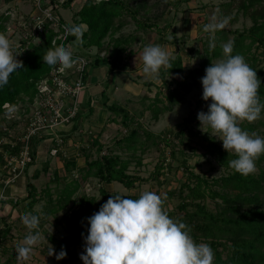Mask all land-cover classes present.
Masks as SVG:
<instances>
[{
  "label": "trees",
  "instance_id": "16d2710c",
  "mask_svg": "<svg viewBox=\"0 0 264 264\" xmlns=\"http://www.w3.org/2000/svg\"><path fill=\"white\" fill-rule=\"evenodd\" d=\"M234 1H226L223 5L229 8L233 6ZM72 2L73 0H64L62 3L68 7ZM139 8L133 9L127 0H81L80 8L75 12L73 18L76 24L82 26L83 43L76 41L75 37L71 34H69L67 42L74 49L73 54L75 57L78 54L84 55L82 53L84 49L95 50L92 58L89 55H85L90 60L84 72L85 87L89 78L88 76L91 75L90 70L94 65L98 66L100 63L106 62L110 65V73L116 70H128V61L124 65L125 67H121L120 61L125 58L123 53L126 45L130 44L136 37L115 38V42L113 41V44H115L114 52L109 54L112 57L108 55L103 56L101 51L109 49L112 36H115L114 34L126 24L123 17L125 13L132 15L139 27H149L157 24L155 22L146 24L138 19ZM237 10H241L245 15L250 17L252 21L251 26L233 31L232 29L228 30L224 28L217 31L214 37L209 34L203 39L206 46L204 51L206 58L201 62V65L190 68L185 73L184 58L180 53H177L170 60V66L161 70V78H165L167 74L177 75L180 78L178 84L187 90L192 88L193 83L202 84L201 77L205 75L206 67L215 60L224 58L221 44L230 39L229 33H234V37L232 38L234 42L233 54H241L250 67L256 70L257 76L261 80L258 92L261 102H264V68L262 65H259L260 60L257 54L251 53L252 48L256 47L257 49L261 48L262 50L259 53L264 54V0H241L239 5H237ZM53 11L55 14H58L57 7H54ZM232 18L236 19V16L234 15ZM9 19V15H0V33L7 35ZM46 29L47 31L37 41H34L30 37L19 39L21 45V47H18L20 50L19 60L22 61L23 66L13 72L10 75L9 82L0 88V116L4 112L7 103L12 106H20L18 110L23 108L22 106L30 108L38 97L40 83L50 76L53 69H49L47 65H44L43 56L48 51H55L59 48V44L54 43L58 32L49 24H47ZM108 37L110 38L107 39ZM210 40H214V48L209 47ZM188 50L202 55L199 48L190 47ZM106 60L109 61L107 62ZM186 76L191 81H185ZM150 82L146 83L150 84ZM177 95V90L171 91L169 97L172 102L177 101L175 99ZM146 98L144 97V99ZM108 99L109 96L105 97L106 106L115 115L122 113L121 122L126 127L125 132L128 131V134L126 133L125 136L119 137L117 141H114L115 145L109 146V149H106L104 145L99 143L100 135H95L92 131L82 133L81 141L86 143L87 148L80 147L76 150L74 149L75 153L69 152L70 157L67 158H65L62 151H59L55 156L65 159V161H62L65 174L61 175L58 169L54 171L53 180L57 183L56 186L65 177L70 178L71 181L66 182L56 195L52 192L53 189L50 187V184L47 185L46 189L40 190L34 183L29 182L27 184V194L23 197L24 204L21 208V214L31 212L38 215L42 219V225L45 224L48 215H55L64 211L62 222L68 234L62 238H55L49 234L56 252H59L62 246L67 252L65 258L58 260L61 264H71L76 255L75 246L82 244V235L85 234V220H87L85 218L90 217L98 211L100 206L111 195L122 194L135 199L141 194L112 191L108 187L109 184L118 182L128 189H132L141 182L149 180L148 177H143L139 173H131L129 171L130 159L124 157L122 154L126 150H137L138 143L140 144L139 147L149 148L148 145H144L145 143L141 139V136L146 135L150 137V131L144 130L142 125L138 123L139 121L136 127H131V122L135 120L133 114L118 101L114 100L109 103ZM81 108L74 119L73 125L63 132L65 133L64 140L66 147L67 141L72 138L73 133L78 129V124L81 122L79 120L83 116ZM149 109L151 110V104L149 105ZM158 112V109L154 110L155 117L159 114ZM196 117L197 115L190 114L187 120H192ZM78 120L79 123L77 122ZM6 124L9 127H14L13 125L17 124V121L16 119L7 120L6 118H0V138L6 136V133L2 130V127ZM261 124L263 126L262 135L264 136V122ZM127 127H130V129ZM241 127L249 132H253L256 125L244 121L241 122ZM171 134L172 132H166L164 139H170ZM203 134L207 137L206 133ZM41 138L43 136H36L31 139L33 159L21 175L36 161L38 154L37 145ZM90 138L91 142H89ZM94 144L98 146V151H101L104 147L106 152L94 158L91 156V149ZM19 147L20 144L15 147H12L10 143L0 144V164H2V168L6 163L4 152L11 154L18 151ZM81 151L84 153L85 165L78 166L77 158L72 159L71 155H82ZM210 152L216 155L220 165L225 169H230V171L220 177L208 179L199 173H195L192 169H187L189 176L181 183L178 189L175 188L167 191L164 206L172 218L182 220L189 226L191 229L190 234L197 243L206 242L210 244L214 252L213 264H264V155H261L256 162L259 171L245 177L229 167L228 161L234 158V156L229 155L222 145L214 143ZM46 160L45 163L43 162L41 170L34 172V178L37 179L41 171L48 172L51 159L48 158ZM140 163L141 161H139ZM1 170L3 171L1 174L2 178H5L7 176L6 169L3 168ZM74 170L75 172H79L80 175L73 177L71 174H74ZM86 184L91 189H95L94 193L82 194L77 199L78 207L69 210L68 208L75 200L73 199L75 198L74 194L81 187L86 186ZM176 196L180 201L174 208L169 207L168 209V200ZM205 197L215 200V210L210 209L207 203L202 201ZM41 201L44 203V206L40 211L45 213H41L35 209L37 202ZM15 202V206H18L21 201L17 199ZM11 227L12 223H8L7 220L0 225V260L1 254L3 256L6 255V251L8 250L6 248H9L8 241H11L12 238L10 233ZM16 261L17 259H6L2 261L3 263L0 262V264H15ZM23 264L26 263L23 262Z\"/></svg>",
  "mask_w": 264,
  "mask_h": 264
},
{
  "label": "rangeland",
  "instance_id": "374dc122",
  "mask_svg": "<svg viewBox=\"0 0 264 264\" xmlns=\"http://www.w3.org/2000/svg\"><path fill=\"white\" fill-rule=\"evenodd\" d=\"M73 1L74 3L66 7L65 4L62 3L64 0H52V3L56 4L55 7L58 8L57 15L65 23L70 25L76 24L73 15L78 10L81 0ZM127 1L131 4L133 9L140 7L138 19L146 24H152L154 22L157 24L149 27H139L132 15L128 13L124 14L123 17L126 24H124L121 30L114 34L115 36H112L109 49L101 51L103 56H109L110 53L114 52L115 44H113V41L115 42V38L119 37V39H122L130 36L136 37L130 44L126 45V49L123 53L126 59L123 58V60L120 61L121 67H125L124 65L127 61H129V66H131L132 56L134 54V57L138 55L146 44L153 43L165 46L171 53V59L174 58L177 53H180L184 58V64L186 67L185 73H187L190 68L201 65V62L206 58V53L204 52L206 46L204 45L203 39L207 37L209 33L203 31V25L209 22L212 15L215 14L217 16L230 17L229 23L225 27L228 30H242L243 28L252 25L250 17L245 15L241 10H237V5H239L241 0H235L233 6L229 8L224 7L223 5L229 0ZM34 3V0H0V15L6 14L10 16L7 36L14 42V45L19 42V39L24 37V33L20 31L22 27L21 25L23 19L33 11L32 8ZM234 15L236 16V19L232 18ZM228 36L230 38L229 40H232L234 33H229ZM109 38L110 37L107 39ZM190 47L199 48L202 55L189 51L188 49ZM261 50V48L257 49L256 47H253L251 53L257 54V57L260 60L259 65H262L264 68V54L259 53ZM82 53L84 55H89L90 58H92L95 50L90 51V49H84L82 50ZM17 59H20V57L18 56ZM219 60L221 59H217L214 62H218ZM257 62L258 60L256 61V64ZM133 69L135 70L136 68ZM126 75L132 79V82L138 81L130 76L129 73L126 71L123 72L122 70L118 71L116 74L117 81L122 82L120 84L123 85V80L128 78ZM179 80V76L173 74H167L165 78H161L160 76L158 82L149 79L147 80L141 76L139 79L140 85H138L139 82H137V84H133L130 87L125 85L124 88H118L115 91V94L113 90L107 91V94L104 96L98 94V97L94 98L95 101L92 106V112L83 118V121L77 126L78 129L73 133L72 138L67 141L69 152L75 153V150L80 147L87 148L86 143L81 141L82 133H89V131H92L95 135H100L99 143L104 145L106 149H109V146L115 145L114 141H117L119 137L125 136L126 133L128 134V131L125 132L126 127L121 122L122 113L115 115L106 106L105 97L109 96V103L113 102L116 98L128 111H130V113L133 114L135 120H132L131 127H136V124L139 121L138 123L142 125L144 130L150 131L151 133L150 137H147L146 135L141 136V139L145 143L144 145H148L149 148H142V146L139 147L140 144L138 143L137 150H126L123 151L122 154L124 157L130 159L131 163L129 171L131 173H139L143 177H148L149 180L141 182L138 186L132 189H128L118 182H113L108 185L110 190L133 194H139L143 191L151 190L157 193L166 194L169 190L175 188L178 189L181 183L187 179L189 176V171L187 169H192L195 173H199L208 179L220 177L221 175L228 173L230 169H225L220 165L216 155L210 152L214 143L222 145V141L211 136L209 133L202 131L199 127L200 121L197 117L192 120H187L190 114L198 115V112L201 110L207 111L208 104L211 101L203 100L202 84L193 83L192 88L187 90L185 87L178 84ZM143 81L151 82L148 84ZM185 81L191 80L186 76ZM121 89L128 90V93L123 94V90ZM173 90L178 91V95L175 98L177 99L176 102H172L169 97ZM144 97L147 98L144 99ZM127 98L130 100L125 101ZM150 104L151 110L149 109ZM155 109H158L159 111L157 117L154 116ZM245 122L247 121L245 120ZM262 122H264V110H262L259 119L251 122L252 125H256L253 132L260 136H263ZM20 124L21 126H16V124L13 126L17 127V130H22V127L24 126H22L23 123ZM127 128L130 129V127ZM206 131H210V129H206ZM166 132H172L170 139H164V134ZM203 133H206L207 137H205ZM46 138L43 137L39 141V144L37 145V158L30 168L32 170L34 169V166H37L38 169L41 170L42 162L45 163V161H47L46 159H51L53 162L52 167L48 172L41 171V178L39 179V182L36 183L40 190L46 189L47 185L50 184V187L53 189L52 192L56 195L58 191L64 187L65 183L70 182L71 179L68 177H62L63 179H61L60 184L56 186L57 183L53 180L54 171L55 169H58L61 175L65 174L63 166H57L59 163L63 164L62 161H65V159L49 157V149L52 143L51 140H45ZM91 141L90 138L89 142ZM97 147L98 146L94 144L91 149V156L94 158L106 152L104 147L101 151H98ZM116 151H118V149H116ZM81 154L82 155L78 156L76 154L71 155L72 159L77 158L78 166L85 165L84 153H82V151ZM139 161H141L140 164ZM159 167H161L160 170H158ZM1 169H3L2 164H0V179H2L1 174L3 173ZM258 171L259 167L257 165L256 172ZM74 174L71 175H73V177L80 175L79 172H75V170ZM94 191L95 189H91L88 184L81 187L74 194L75 198L73 199L75 200L68 209L72 210V208L78 207L77 199L82 194H91L94 193ZM7 199L0 202V225L5 220H7L8 223H12V229L10 232L12 238L11 241H8L9 248H6V250L8 249L6 255L3 256V254H1V263L6 259H17V246L23 241L28 232V229L22 223V217L25 214L17 213L15 211L16 208H13L12 210L14 213H7L4 210V202L7 201ZM179 201L180 199L177 196L170 198L168 200L167 208H174ZM202 201H205L210 209H216L215 200L212 198L205 197ZM43 206L44 203L41 202L35 209L41 212L40 209L43 208ZM63 214L64 211L55 215H48L46 222L43 225L41 224L42 219L40 218L41 231L44 233L46 240L44 243L34 248L30 258L27 261H24V263L61 264L54 255H47V241L49 240L54 246L50 235H53L55 238H62L68 234L66 227L62 222ZM41 215L43 216V214ZM88 226V221L85 220V234L82 235V244L75 246L76 255L71 261V264H84L80 254L84 252V236L87 235ZM15 264H17V261Z\"/></svg>",
  "mask_w": 264,
  "mask_h": 264
},
{
  "label": "clouds",
  "instance_id": "9594fccd",
  "mask_svg": "<svg viewBox=\"0 0 264 264\" xmlns=\"http://www.w3.org/2000/svg\"><path fill=\"white\" fill-rule=\"evenodd\" d=\"M230 17L212 15L203 25V31L211 34L222 30ZM65 32L83 43L81 25H65ZM210 48L215 47L210 40ZM14 42L0 33V88L9 82L10 75L20 69V53L14 50ZM223 59L212 62L201 77L202 98L211 101L207 111L198 112L202 131L222 141L223 148L234 156L229 167L242 176L257 171V160L264 155V136L241 127L261 117L264 102L258 89L261 84L255 69L241 54H233L234 42L221 44ZM171 53L163 45L148 43L136 55V63L142 64L146 79L159 81L160 72L170 66ZM78 58L70 47L61 46L43 56L49 69H71ZM210 129V131H206ZM165 193L143 191L138 198L122 194L111 195L98 211L87 218V235L84 236V252L80 254L84 264H213L214 252L209 243H197L189 226L172 218L164 206ZM28 229L27 235L17 246V264L30 258L34 248L46 240L41 231L40 217L31 212L22 217ZM47 255L57 260L66 257L62 246L56 252L47 241Z\"/></svg>",
  "mask_w": 264,
  "mask_h": 264
},
{
  "label": "built area",
  "instance_id": "2783aa9c",
  "mask_svg": "<svg viewBox=\"0 0 264 264\" xmlns=\"http://www.w3.org/2000/svg\"><path fill=\"white\" fill-rule=\"evenodd\" d=\"M44 1V2H43ZM33 11L27 15L22 22L20 31L24 34L23 38H32L34 41L39 40L41 35L47 31L46 26L49 24L57 35L54 43L61 46H71L67 39L69 34L65 32V25L60 17L54 13L53 8L56 4L52 0H34ZM18 42L14 50L20 53ZM74 51L73 48H71ZM102 54V53H101ZM20 56V54L18 55ZM77 63L66 70L53 69L50 76L44 79L39 85V94L34 104L18 110L20 106L5 105V110L0 118L7 120L16 119V126H21L22 130L17 127H9L7 124L2 127L4 137L0 138L1 143H10L12 147L20 144L18 151L14 153L4 152L6 163L3 168L6 169L5 178H2V191L0 192V202L7 199V185L13 183L15 179L24 172L29 163L32 162L31 139L36 136L48 135L51 140L49 153L56 156L62 151L64 156L69 157V149L66 147L63 133L68 130L74 123L81 108V93L85 88V70L89 65V58L85 55L78 54Z\"/></svg>",
  "mask_w": 264,
  "mask_h": 264
},
{
  "label": "crops",
  "instance_id": "0c3cea01",
  "mask_svg": "<svg viewBox=\"0 0 264 264\" xmlns=\"http://www.w3.org/2000/svg\"><path fill=\"white\" fill-rule=\"evenodd\" d=\"M72 3H74V1ZM80 5H81V1H80ZM79 8H80V6H79ZM134 55L131 58V64L132 65L129 66V68H128V70H126V72L129 73V75L132 76L133 78L137 79L138 80L137 82H139L138 85H140L139 79L141 76L145 78V74H143L142 67H141L142 65L139 63L138 64L136 63V56L134 57ZM128 63H129V61H128ZM133 68H136L137 70L136 69L134 70ZM90 71H91V73H90ZM90 71H89V73L91 75L88 76L89 78L87 81V85L84 88V90L82 91L81 97H80L82 100L81 113L83 115L82 118L79 119L81 122L83 121V118L85 116H87L88 114H90L92 112V106H93L94 101H95L94 98L98 97V94H100L101 96H104L105 93H107V91H110V90H113V92L115 94V91L118 88H122V87L124 88L125 85L130 87L133 84L134 85L137 84V82H135V81L132 82V79L129 78L127 75L126 76L128 78L123 80L124 81L123 85L120 84L122 82H118L116 79V74L120 70H116V71L110 73V65L107 64L106 62L100 63L98 66L94 65L92 67V70H90ZM123 72H125V71H123ZM149 80H151V79H149ZM143 82H146V81H143ZM121 90H123V94L128 93L127 92L128 90H126V89H121ZM126 100H130V99L127 98V99H125V101ZM109 101H110V98H109ZM115 101H118V100L115 98ZM79 120L77 121L78 123H79ZM43 137H45V138L47 137L45 140L50 141L48 138V135H44ZM49 157L57 158V157H53L51 155H49ZM49 163H50V167H49V169H50L52 167L53 162L50 161ZM42 164H43V162H42ZM31 166L32 165L29 166V168L27 169V171L23 175H20L18 178H16L13 183H10L7 185L6 192H7V198L8 199H7V201L4 202V205H5L4 210L7 213H14L12 211L13 208H16L15 211L17 213H21V211H22L21 208L24 204L23 203V197L27 194V184L29 182H32L36 186H38L36 182H39V179L41 178V173L37 179L34 178L33 174L36 170H40V169H38L37 166H34V169L31 170V168H30ZM57 166H62V164L59 163V164H57ZM2 186H3L2 180L0 179V192H1ZM17 199H18V201H21V202L18 206H15L14 203H16L15 201H17ZM41 202H37V204L35 205V208ZM19 216H20V214H19Z\"/></svg>",
  "mask_w": 264,
  "mask_h": 264
}]
</instances>
